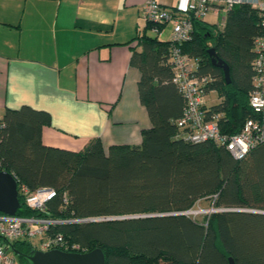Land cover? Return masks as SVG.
Instances as JSON below:
<instances>
[{"label": "trees", "instance_id": "obj_1", "mask_svg": "<svg viewBox=\"0 0 264 264\" xmlns=\"http://www.w3.org/2000/svg\"><path fill=\"white\" fill-rule=\"evenodd\" d=\"M259 20L257 9L236 4L221 27L193 20L191 39L180 45L199 60L195 74L206 78L204 93L219 96L207 118L228 135L254 117L249 97ZM148 30L149 23L138 27L122 44L140 71L138 98L151 124L139 144L105 147L94 137L80 150L47 145L42 129L51 123L49 112L29 105L5 109L0 171L17 181L16 215L57 221L49 235L79 246L70 252L100 248L105 264H229V257L234 264H264V212H258L264 211V142L235 159L211 141L182 139L176 120L186 102L172 80L174 41ZM210 48L228 64L229 83L212 64ZM22 185L28 192L50 187L55 196L44 210L31 209ZM206 197L218 210L200 221L180 213ZM1 242L18 264H27L22 254L34 249L31 241Z\"/></svg>", "mask_w": 264, "mask_h": 264}, {"label": "crops", "instance_id": "obj_2", "mask_svg": "<svg viewBox=\"0 0 264 264\" xmlns=\"http://www.w3.org/2000/svg\"><path fill=\"white\" fill-rule=\"evenodd\" d=\"M119 1L141 10L145 0ZM83 6L74 0H0V118L6 108L22 105L45 110L51 123L42 129L43 143L71 150L94 137L105 147L139 144L151 124L138 98L140 71L122 45L138 23L130 38L107 37L104 12Z\"/></svg>", "mask_w": 264, "mask_h": 264}, {"label": "built area", "instance_id": "obj_3", "mask_svg": "<svg viewBox=\"0 0 264 264\" xmlns=\"http://www.w3.org/2000/svg\"><path fill=\"white\" fill-rule=\"evenodd\" d=\"M240 3L259 11L262 34L255 40L252 60L254 89L250 93L249 105L254 117L246 119L239 132L228 135L221 132L215 119L207 118L208 107L203 89L206 78L195 74L199 60L183 52L180 45L191 39L193 20H204L209 13H213L221 14L224 22L231 7ZM141 11L151 25V31L160 34V27L167 23L173 27L170 37L174 41L172 80L186 102L182 115L176 120L181 138L190 142L211 141L225 147L235 159L243 158L250 149L264 142V0H174L173 3L145 0ZM21 188L31 209L44 210L46 203L55 196V190L50 187H40L32 192L23 186ZM56 222L49 218L0 213V264H18L1 241L29 240L34 249L40 251H68V247L78 250V245H68L61 235H49V225Z\"/></svg>", "mask_w": 264, "mask_h": 264}, {"label": "rangeland", "instance_id": "obj_4", "mask_svg": "<svg viewBox=\"0 0 264 264\" xmlns=\"http://www.w3.org/2000/svg\"><path fill=\"white\" fill-rule=\"evenodd\" d=\"M74 2H75V7L77 5L85 4V6L83 7H85L89 12H93L95 6H98V8L100 7L99 8L100 12L101 11L104 12L103 24H106L105 32L107 34L106 35L107 37H111L112 35H115L121 37L128 36L130 38L132 37V32L134 31V27L136 23H138L140 29H143V27L147 23L145 17L142 14V11L139 10L140 6L136 7V5H134L132 6V9L123 8L122 2L119 0H114L110 2L107 0L106 1L100 0V4L95 0H88V2L85 1L82 4L79 3V0H74ZM204 21L209 25L216 24L218 27H221L224 23L221 19V16L215 17L212 15V13H209L205 17ZM172 28H173L172 24L167 23L161 29L159 37L161 39H169L172 36ZM218 101H219V96L215 91L208 92L205 95L206 107H209V105L215 104ZM212 210L213 211L215 210V208L212 206V201L206 197L196 201L193 207L188 210L187 214L192 215L193 218L200 221L206 213L208 214Z\"/></svg>", "mask_w": 264, "mask_h": 264}, {"label": "water", "instance_id": "obj_5", "mask_svg": "<svg viewBox=\"0 0 264 264\" xmlns=\"http://www.w3.org/2000/svg\"><path fill=\"white\" fill-rule=\"evenodd\" d=\"M209 53L212 56V64L223 69V76L226 83H229L230 70L228 64L216 55L213 48L209 49ZM19 206L17 181L10 173L1 170L0 213L15 215ZM258 212L264 211L258 210ZM180 213L187 214L188 210ZM16 253L19 254V252ZM22 256L27 264H105V257L100 248H95L86 252H70L61 249L40 251L33 249L29 253L22 254ZM228 260L229 264H234L232 257H229Z\"/></svg>", "mask_w": 264, "mask_h": 264}]
</instances>
